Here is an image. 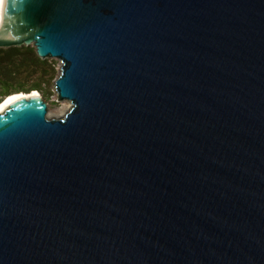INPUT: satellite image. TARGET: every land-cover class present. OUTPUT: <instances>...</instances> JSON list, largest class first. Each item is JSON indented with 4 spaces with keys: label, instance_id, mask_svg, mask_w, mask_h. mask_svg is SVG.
Here are the masks:
<instances>
[{
    "label": "water",
    "instance_id": "obj_1",
    "mask_svg": "<svg viewBox=\"0 0 264 264\" xmlns=\"http://www.w3.org/2000/svg\"><path fill=\"white\" fill-rule=\"evenodd\" d=\"M21 44L69 106L0 108V264H264V0H1Z\"/></svg>",
    "mask_w": 264,
    "mask_h": 264
},
{
    "label": "trees",
    "instance_id": "obj_2",
    "mask_svg": "<svg viewBox=\"0 0 264 264\" xmlns=\"http://www.w3.org/2000/svg\"><path fill=\"white\" fill-rule=\"evenodd\" d=\"M53 71L29 44L0 46V102L4 95L7 97L18 90L41 89V83L47 81Z\"/></svg>",
    "mask_w": 264,
    "mask_h": 264
},
{
    "label": "rangeland",
    "instance_id": "obj_3",
    "mask_svg": "<svg viewBox=\"0 0 264 264\" xmlns=\"http://www.w3.org/2000/svg\"><path fill=\"white\" fill-rule=\"evenodd\" d=\"M44 59L53 67L54 71H53V75L47 81L44 80L41 83V85H40L41 89H38V90H39V93L41 94L42 98L46 102V106H47L46 115L58 117V116H61L62 113L69 106L68 100L56 99L55 91L53 90L52 85H51L54 77L57 74L58 66H59L60 62L57 58L52 57V56L44 57ZM3 99H5V97H3ZM66 103L68 105H66Z\"/></svg>",
    "mask_w": 264,
    "mask_h": 264
},
{
    "label": "bare ground",
    "instance_id": "obj_4",
    "mask_svg": "<svg viewBox=\"0 0 264 264\" xmlns=\"http://www.w3.org/2000/svg\"><path fill=\"white\" fill-rule=\"evenodd\" d=\"M0 3H1V0H0ZM36 92L35 90L32 91V93ZM21 95H26L24 92L22 91H18V93H15V94H12V95H9V96H5L6 98L0 102V108L3 107L4 105L8 104L10 101L16 99L17 97L21 96ZM59 100H67V99H59ZM66 105H68L66 103Z\"/></svg>",
    "mask_w": 264,
    "mask_h": 264
}]
</instances>
